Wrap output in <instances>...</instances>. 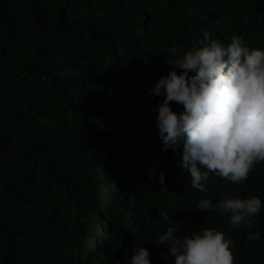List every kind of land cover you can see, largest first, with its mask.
Instances as JSON below:
<instances>
[{
	"label": "trees",
	"instance_id": "trees-1",
	"mask_svg": "<svg viewBox=\"0 0 264 264\" xmlns=\"http://www.w3.org/2000/svg\"><path fill=\"white\" fill-rule=\"evenodd\" d=\"M206 32L264 50V0H0V264H130L133 246L175 264L156 243L162 212L181 240L214 228L237 264H264V207L256 241L230 213L197 208L264 202V166L241 184L210 173L200 192L175 169L182 155L163 151L165 96L150 89L173 70L170 50Z\"/></svg>",
	"mask_w": 264,
	"mask_h": 264
},
{
	"label": "clouds",
	"instance_id": "clouds-1",
	"mask_svg": "<svg viewBox=\"0 0 264 264\" xmlns=\"http://www.w3.org/2000/svg\"><path fill=\"white\" fill-rule=\"evenodd\" d=\"M201 44L181 56L173 47L167 61L173 70L150 92L165 96L157 118L163 151L179 152L180 161L172 157L175 169L191 174V188L204 192L210 173L241 184L264 166V50L251 49L241 35L210 39L206 32ZM172 102L182 104L183 113L174 112ZM159 182H165L163 174ZM262 207L258 197L224 196L215 204L202 198L197 204L201 211L230 213L231 226L249 230L248 241L260 239L252 229ZM160 219L170 226L156 243L167 244L175 264H237L223 232L205 227L181 240L170 215L162 212ZM131 252L130 264H151L147 248L133 246Z\"/></svg>",
	"mask_w": 264,
	"mask_h": 264
}]
</instances>
